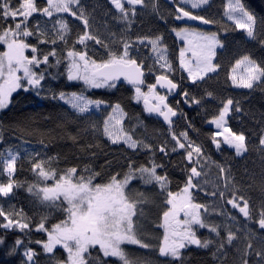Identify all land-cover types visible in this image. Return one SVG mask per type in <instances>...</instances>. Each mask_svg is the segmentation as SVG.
Segmentation results:
<instances>
[{"label": "snow or ice", "instance_id": "obj_1", "mask_svg": "<svg viewBox=\"0 0 264 264\" xmlns=\"http://www.w3.org/2000/svg\"><path fill=\"white\" fill-rule=\"evenodd\" d=\"M109 3L119 14L114 19L128 27L121 29V38L117 39L113 33L111 42L106 43L104 38L92 31L89 13L81 0H46V4L38 0H0V45L5 48L0 52V111L9 108L13 94L19 90L37 96L45 90L48 96L41 98L62 101L76 118L87 117L94 137L102 134L105 141L119 147L125 157L119 170L109 171L101 179L102 173L91 164L66 167L59 170L61 174L58 175L57 169L52 167L56 157L36 160L30 154L32 172L40 181L51 180L53 183L51 186L32 183L27 191L62 216L51 225L48 214L41 215L33 223L32 218L15 206L10 205L7 209L0 207V229L4 230L0 235V249H5L4 257L8 259L19 253L17 264H40L41 250L50 264H116V261L119 264H152L146 253L157 246L141 239L138 232V219L146 194L136 189L135 181L144 187L156 186L164 197L155 225L164 233L158 246V256L179 261L184 247L180 237L190 223L189 209L199 207L192 203V192L199 188L196 178L206 176L207 172L198 170L197 165L204 167L198 159L196 165L192 162L197 157H203L204 149L190 140L187 131L182 130L177 135L174 117L183 118L188 127L192 124L179 101L175 108L171 106L169 96L179 94L183 104L189 108L202 107L204 98L198 89L206 78H212L209 74L219 75L222 65L215 62L217 49L224 47L219 32L229 29L217 16L202 14L212 0H163V3L160 0H109ZM138 10L140 14L150 12L162 21L164 31L137 35L135 40L128 36L134 22L129 14L134 17ZM62 14L83 25L82 33L77 28V38L71 44L70 23L62 18ZM223 16L235 25L236 30H243L249 39L258 40L264 47V38L258 37L255 32V18L242 0H229L224 4ZM202 26H213L216 30ZM169 39H172L174 47L167 46ZM89 41H94L102 51L90 46ZM142 48H149L150 55H145ZM26 51H30L31 55H26ZM170 53L178 60V69L174 61L170 62ZM241 66H244L245 72L238 75L237 69ZM61 67L63 71H60ZM177 70L181 72V81L185 79L183 74H187V85L169 78L168 74ZM146 72L154 75V83H146L149 78ZM61 77L67 85L80 84L82 87L71 92L57 91L51 85L45 89V81H56ZM227 80L231 81L232 87L240 89L264 85V63L257 64L244 55L235 61L227 73ZM124 85L131 86L134 94L130 99L136 104L142 102L144 113L162 118L163 124L167 125L168 136L175 142L172 151L184 150L186 144L191 149L185 153L184 159L192 166L185 169L184 182L178 190L170 188L172 182L166 172H158L164 166L156 161L152 145L138 136L137 129L144 127L140 115L126 112L118 100L105 99L95 92L91 98L85 94L93 90L112 93ZM142 86H146L147 91H142ZM158 88L166 89V93L158 92ZM207 95L215 99L212 92L208 91ZM220 104L218 114L214 113L207 123L222 130L223 143L240 156L247 151L246 137L230 130L226 120L234 100L229 97L222 99ZM90 109L99 113V120L94 118ZM240 110L239 102H235V111ZM64 115L68 122H74L68 112ZM126 117L136 123L126 127ZM69 139L75 142L77 137L69 136ZM210 139L212 145L221 150L217 134H212ZM40 143L47 147L44 139ZM165 144L159 146V151L167 156ZM95 146L100 147V144ZM258 150L264 151V137ZM141 153L143 158L138 160L137 156ZM40 155L35 153V156ZM204 159L216 164L223 175L225 169L222 165L212 161L210 156ZM15 163L16 156L5 161L3 172L8 181L0 183V197H9L14 188L20 187V183L12 178ZM133 189L140 197L137 200L129 196ZM182 215L184 220L180 219ZM261 227H264V220ZM33 229L46 239H33L30 235ZM16 231L28 237L26 244L19 236L9 243L8 233ZM192 243L197 244L198 241L193 239ZM32 244L39 247L32 248ZM21 245L24 247L21 248ZM123 245L148 251L126 250ZM57 248L62 249L66 257L57 256ZM8 259H3L0 264H8Z\"/></svg>", "mask_w": 264, "mask_h": 264}, {"label": "trees", "instance_id": "obj_2", "mask_svg": "<svg viewBox=\"0 0 264 264\" xmlns=\"http://www.w3.org/2000/svg\"><path fill=\"white\" fill-rule=\"evenodd\" d=\"M227 1L212 0V4L202 13L208 17L217 16L228 27L229 31L225 32L221 29L219 32L224 47L217 54L215 62L220 63L222 67L218 70V76L213 74L211 79L206 78L205 82H201L198 93L204 98L202 107L193 106L192 110L187 112V119L192 124V127L188 129L199 136L200 139L209 138L211 128L207 127V120L214 113L218 114V109L222 106L220 101L230 97L234 100L232 110L235 118L240 121L238 126L230 125V127L236 131L239 129V132L244 134L247 140L251 138V143L252 140L260 136V131L264 128V85L254 87V89L247 93L237 92L229 87L227 73L235 61L244 55L249 56L257 64L264 63V47H261L258 40L247 39L244 34L237 32L224 22L223 5ZM38 2L46 4V0H38ZM81 2L89 13L93 32L104 38L105 42L107 38L112 37L113 33L116 34L117 39L121 38V29L128 26L114 19V16L119 14L107 3V0H81ZM160 2L163 3V0H160ZM242 3L255 18V32L257 36L264 38V0H242ZM129 15L134 22L131 24V30L127 35L133 40L136 38L138 31L141 33L140 35L164 31L162 21L150 12L140 14L138 10L136 16L132 17L131 13ZM62 18L68 20L70 23L69 43L71 44L77 38V28L82 33L83 25L79 21H74L70 16H62ZM211 30H216V28L211 26ZM87 43L102 51V49H99V46L95 45L94 41ZM76 47L80 48L79 45H76ZM3 50L4 47L0 45V52ZM60 71H63V67H61ZM148 77L146 83H153V77ZM49 85L57 91L63 90L65 92L78 91L82 87L80 84L67 85L63 77L56 81H45V89ZM142 90H147L146 86H143ZM208 91L213 93L215 99L207 95ZM94 92L96 95H103L105 99L118 100L126 112L140 115L144 127L137 129L138 136L152 145L156 161L164 166L163 169H158V172H166L172 182L170 188L174 191L178 190V186H182L184 182L185 169L191 167V165L184 159L186 153L184 150L175 152L171 150L175 146V142L168 136V129L148 118L146 113L143 112L141 103L136 104L131 101L130 97L134 93L132 88L126 85L112 93H101L100 91L93 90L87 91L85 94L91 98ZM42 96L46 97L48 93L45 90H41V96H37L34 93H23L22 90H19L18 93L13 94L9 108L0 111V183H7L8 181L3 168L5 161L10 159L11 156H16V170L12 178L14 181L20 183V187L14 188L13 193L9 197H0V207L7 209L10 205L15 206L17 210H22L27 216L32 218L33 223L38 221L41 215L48 214L49 225H51L53 222H58L62 213L43 205L35 196L27 191V187L32 183H38L40 186H51L53 181H40L38 176L32 172L30 154L36 160L41 158L47 160L49 156L56 157V160L52 161V167L57 169L58 175L61 174L59 170L66 167L76 165L83 167V164H91L97 171L102 173L101 179L109 171L119 170L125 162V157L121 153L120 148L108 144L102 134L101 136L96 135L94 137L87 117L76 118L61 101L41 98ZM235 102H239L241 110L238 112L235 111ZM65 112H68V115L72 117L74 122H68L64 115ZM91 114L97 120L100 119L99 113ZM179 119L176 118V123L174 124L176 133L180 132L177 123ZM135 123L134 119L129 121L126 117V127H131ZM69 136H75L77 139L74 142L69 139ZM41 139H44L47 147H44L40 143ZM165 141H167V144H165ZM97 143L100 144V147L95 146ZM162 144H165L167 156L159 151V146ZM89 145L93 146L88 147ZM206 147L207 149L209 148V146ZM36 152H39L41 155L35 156ZM143 155L141 153L137 156V159H142ZM211 155L213 159L217 160V157L213 156L212 152ZM254 158L251 160H254ZM261 160L264 161L263 159ZM243 164L232 167L235 172V175H233L241 184H243V179H246H241V172L239 173L240 167L244 166ZM197 167L199 168L198 165ZM255 174L254 171L249 172L251 181H248L245 185L243 184L245 188L249 189L264 185V178H261L262 180L260 181L256 180L252 176ZM134 183L136 184V189L146 194V202L142 204L143 211L139 215L137 228L141 239L146 240L150 245L157 246L156 249L146 253L152 264H259L262 261L259 257L260 255L257 254L256 245L254 244L256 242L254 240L249 238L247 241L246 237H242L244 234L238 232L239 230L234 232L224 229L221 225L216 224L217 222L212 217L205 222L204 228L198 230L195 237L192 238L197 240L198 243H190L186 249L182 250L179 261L161 258L158 256V246L161 243L163 232L162 229L156 228L155 225L161 214L160 211L164 197L156 186L144 187L140 185L139 181H135ZM136 189L129 192V196L133 200L140 198L137 195ZM3 231V229H0V235H3ZM30 235L33 239H46L43 234L36 233L34 229ZM17 236L24 239L25 244L27 243L28 237L19 231L8 233L9 243ZM238 243H242L241 247L247 252L246 255L244 252L241 259L236 257ZM23 247L24 245H21V248ZM31 247L38 248L39 246L32 244ZM122 247L126 250L148 251L139 250L137 246L133 245H123ZM4 251L5 249H0V262L3 259H8L4 257ZM55 252L57 256L66 257V254L61 249H57ZM19 259V253H17L15 257L8 259V264H17ZM39 261L40 264H50V260L43 257L42 250ZM116 264H119V261H116Z\"/></svg>", "mask_w": 264, "mask_h": 264}, {"label": "rangeland", "instance_id": "obj_3", "mask_svg": "<svg viewBox=\"0 0 264 264\" xmlns=\"http://www.w3.org/2000/svg\"><path fill=\"white\" fill-rule=\"evenodd\" d=\"M228 2L229 0L226 3ZM107 3L110 4L109 1H107ZM62 16H68V15L62 14ZM223 20L227 25H230L232 28L235 29V25L231 21L227 20L226 17L223 16ZM236 31L244 34L246 38L249 39L243 30H236ZM140 34L141 33L138 31L136 33V36ZM112 39L113 37L107 38L106 43H110ZM167 45L170 47H174L172 39L168 40ZM112 46L117 47L118 45H112ZM222 49L223 48H218L217 54L221 52ZM142 51L143 52L145 51L144 52L145 55H150L149 48H142ZM25 54L30 56L31 52L26 51ZM173 61L175 62V66L178 69V60H176L175 57L170 53V62ZM234 65L235 63L231 66L229 72L231 71ZM157 70L159 71V69ZM244 72H245L244 66H241L240 68L237 69L238 75H243ZM146 75L154 78V75L149 74L147 72ZM168 75L169 78L174 80V82H178L182 85L188 84L186 80V75H187L186 73L183 74L185 77L183 81H181L180 79L181 72L179 70H177L174 73H169ZM209 75L212 76L213 74H209ZM228 82H229V87H231L233 90L237 92L247 93L252 90V89L234 88L231 85V81ZM254 87L256 86L254 85ZM177 101L180 102V106L182 110L186 113L188 117L187 112L189 110L191 111L192 107L189 108L187 105H184L180 95L176 99L170 101L171 106L175 108ZM90 113H97V112H95V110L93 109H90ZM226 120H227V126L230 128V130H232L236 134H241L239 132L240 131L239 129L238 131H236L235 129L230 127V125L238 126L240 123V121H238L235 118L232 109L230 110L229 116L226 117ZM177 123L180 132L182 130L187 131L190 140L195 142L196 144H199L204 149L203 157H197L196 159H194L192 165H196L198 159L200 161V164L204 165L203 168H198V170L201 171L202 173H204L205 171L207 172L206 176H201L199 178H196L195 180V183L199 185V188L194 189L192 192V203L199 205V207L189 209L190 215L188 216V220L190 221V223L188 225L187 230L183 231L180 237V239L184 242V247L181 249V251L186 249L189 246V244L192 243L193 240L192 238L195 237L196 232L198 230L203 229L205 222H207L212 217L213 220L217 222L216 224H218L219 226L221 225L224 229L229 231L232 230L234 232L239 230L238 232L244 234V236L242 237H246L247 241L249 240V238L254 240L256 242L254 244L256 245L257 254L260 255L259 257L262 260L259 264H264V234H263L264 227H261V221L264 220V185L258 187H251L249 189L245 188L244 186L245 184L248 183V181L249 182L251 181L249 175V172L251 171H254L256 173L255 175H252L253 178H255L256 180L260 181L262 180L261 178H264V172H263L264 161L261 160V159L264 160V151L258 150L260 147L261 138L264 137V128L261 129L260 136L252 140L251 143H250L251 138L248 140L246 139L247 151H245L240 156H236L235 150L229 148L227 145L223 143V135L220 134L222 130L216 129L214 125L207 124V127L211 128V135L217 134V140L221 144V150L219 151L217 149H213V145L211 143L210 137L200 139L199 136H197L195 133H193L192 131L190 132V130L188 129L189 127L187 126L183 118H180ZM179 133H177V135H179ZM243 136L245 137L244 134ZM181 140L183 142L182 138ZM206 146H209V148L207 149ZM190 150L191 149L188 148L186 144L184 151L187 152ZM211 152L213 156L217 157V160L213 159ZM193 155L195 156V154ZM209 156L211 157L212 161H215V163H218L219 165H222L224 167L225 171L223 175L221 174V171L219 167L216 166V164H211V162L205 161L204 158ZM252 158H254V160H251ZM241 164H243L244 166L240 167L239 173L241 172L240 173L241 179L246 178L245 180L243 179L244 185L241 184V182H239L237 178H235L234 176L235 172L234 169L232 168L233 166H237ZM204 181H207V183H204ZM229 201L232 202L229 203ZM245 201L247 203H245ZM233 205H235V207ZM180 219L184 220L185 217L182 215ZM241 245L242 243H238L236 249V257L239 259L243 257V254L245 252L243 247H241ZM246 253L247 252H245V255Z\"/></svg>", "mask_w": 264, "mask_h": 264}, {"label": "water", "instance_id": "obj_4", "mask_svg": "<svg viewBox=\"0 0 264 264\" xmlns=\"http://www.w3.org/2000/svg\"><path fill=\"white\" fill-rule=\"evenodd\" d=\"M202 27L211 28V26H202ZM154 82H155V78H154V80H153V83H154ZM121 83H123V82L121 81ZM126 86L129 87V88H131V86H129V85H126ZM142 88H143V86H142ZM157 91L160 92V93H166V89H159V88H158ZM178 96H179V94H173V95L169 96V102H170L171 100H173V99H176ZM141 105H142V102H141ZM142 106H143V105H142ZM146 115L148 116V118H150V119L156 121L157 123L161 124L163 127H165V128L167 129V125H164V124H163V120H162V118L156 117L155 115H152V116H149L148 114H146ZM176 118H177V117H174L173 120L175 121ZM213 148L216 149L214 145H213Z\"/></svg>", "mask_w": 264, "mask_h": 264}, {"label": "flooded vegetation", "instance_id": "obj_5", "mask_svg": "<svg viewBox=\"0 0 264 264\" xmlns=\"http://www.w3.org/2000/svg\"><path fill=\"white\" fill-rule=\"evenodd\" d=\"M107 1H109V0H107ZM110 6H111V4H109ZM147 76V75H146ZM153 80H154V78H153Z\"/></svg>", "mask_w": 264, "mask_h": 264}]
</instances>
